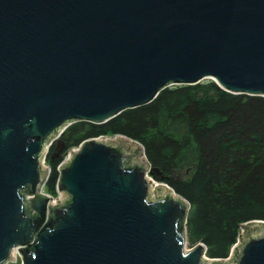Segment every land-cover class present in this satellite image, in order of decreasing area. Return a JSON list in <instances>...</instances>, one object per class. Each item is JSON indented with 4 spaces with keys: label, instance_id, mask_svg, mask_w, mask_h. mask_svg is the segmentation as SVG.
Wrapping results in <instances>:
<instances>
[{
    "label": "water",
    "instance_id": "water-1",
    "mask_svg": "<svg viewBox=\"0 0 264 264\" xmlns=\"http://www.w3.org/2000/svg\"><path fill=\"white\" fill-rule=\"evenodd\" d=\"M205 78L264 97V0H0V264H264L262 219L225 258L186 250L190 205L138 141L101 135L60 154L69 124ZM54 140L52 201L41 162Z\"/></svg>",
    "mask_w": 264,
    "mask_h": 264
},
{
    "label": "trees",
    "instance_id": "trees-1",
    "mask_svg": "<svg viewBox=\"0 0 264 264\" xmlns=\"http://www.w3.org/2000/svg\"><path fill=\"white\" fill-rule=\"evenodd\" d=\"M124 135L142 144L152 177L184 197L189 246L225 258L244 223L264 220V97L231 93L209 78L173 84L149 103L104 123L75 121L61 134V153L96 136ZM46 162L44 189L55 195L60 154Z\"/></svg>",
    "mask_w": 264,
    "mask_h": 264
},
{
    "label": "rangeland",
    "instance_id": "rangeland-1",
    "mask_svg": "<svg viewBox=\"0 0 264 264\" xmlns=\"http://www.w3.org/2000/svg\"><path fill=\"white\" fill-rule=\"evenodd\" d=\"M42 191L44 193L48 194L45 189H43ZM52 196L55 197L56 194L55 195H52ZM190 247H192V246H189L188 242L186 241V244H185V247L184 248L187 250ZM6 264H19V256L15 253L13 259L12 260H9Z\"/></svg>",
    "mask_w": 264,
    "mask_h": 264
},
{
    "label": "built area",
    "instance_id": "built-area-1",
    "mask_svg": "<svg viewBox=\"0 0 264 264\" xmlns=\"http://www.w3.org/2000/svg\"><path fill=\"white\" fill-rule=\"evenodd\" d=\"M52 145H53V144H52ZM52 145H51V146H52ZM51 146H48V147H47V149H46V155H47V153L49 152V149H50ZM41 163H42L46 168H48L49 171H51L49 164H48V163L46 162V160H45V157H43ZM51 197H52V201H53L54 197H53L52 195H51ZM55 197H56V196H55Z\"/></svg>",
    "mask_w": 264,
    "mask_h": 264
},
{
    "label": "bare ground",
    "instance_id": "bare-ground-1",
    "mask_svg": "<svg viewBox=\"0 0 264 264\" xmlns=\"http://www.w3.org/2000/svg\"><path fill=\"white\" fill-rule=\"evenodd\" d=\"M55 144H56V140H54ZM54 144V143H53ZM61 153V152H60Z\"/></svg>",
    "mask_w": 264,
    "mask_h": 264
}]
</instances>
